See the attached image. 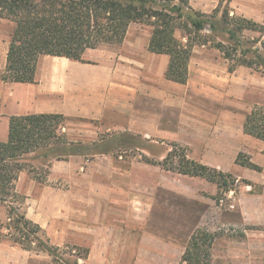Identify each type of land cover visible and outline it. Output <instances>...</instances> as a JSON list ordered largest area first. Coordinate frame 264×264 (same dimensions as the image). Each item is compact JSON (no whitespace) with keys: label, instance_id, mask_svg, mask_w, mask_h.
Here are the masks:
<instances>
[{"label":"crops","instance_id":"obj_1","mask_svg":"<svg viewBox=\"0 0 264 264\" xmlns=\"http://www.w3.org/2000/svg\"><path fill=\"white\" fill-rule=\"evenodd\" d=\"M190 3L204 13L226 3L230 15L264 25V0ZM151 33L150 26L133 23L122 43L88 48L84 61L41 55L35 82L3 80L2 142L9 139L12 116L62 114L97 122L75 142L117 132L156 150L69 155L46 165L43 181L25 168L15 180L24 198L20 205L53 244L88 249L84 264H183L200 228L231 230L227 239H215L212 264L218 253L225 254L223 264H264V140L244 130L247 116L264 106V72L232 65L218 48L196 45L187 82L174 81L167 77L170 55L149 50ZM8 49L0 43V71L6 70ZM173 145L249 181L253 191L242 187L236 208L220 213L215 183L141 160L144 154L163 161ZM240 153L261 169L237 163ZM8 219L0 202V223ZM51 258L0 237V264H54Z\"/></svg>","mask_w":264,"mask_h":264},{"label":"trees","instance_id":"obj_2","mask_svg":"<svg viewBox=\"0 0 264 264\" xmlns=\"http://www.w3.org/2000/svg\"><path fill=\"white\" fill-rule=\"evenodd\" d=\"M220 6V5H219ZM218 6V7H219ZM218 7L212 14L194 9L190 0H0V17L14 20L15 27L11 34L7 54V66L4 81L35 82L38 59L41 55L64 56L69 59L84 61L83 54L88 48L101 44H120L124 41L128 29L133 23H141L152 28L149 50L166 53L171 57L167 77L180 83L188 80V64L193 47L207 45L225 51L223 41H216V36H227L231 43L241 42L240 34L246 30H258L264 33V25L253 20L232 16L228 8L222 11ZM208 26V27H207ZM208 28L209 35L202 32ZM183 32V39L177 32ZM185 39V40H184ZM264 47V42L262 43ZM258 66L264 68V54L256 48ZM224 56L230 59V54ZM238 64L255 69V62L244 59ZM233 69V66H232ZM264 107H256L244 124L247 134L264 140ZM68 119L62 114H28L12 116L10 119L9 139L0 141V202L7 205L13 198L19 207L7 205L10 240L27 250L47 252L54 264H58V253L63 249L51 243L42 227L29 219L21 210L23 197L15 191V180L19 172L28 167L24 161L27 156L33 160L44 159L43 164L50 165L53 160L63 159L73 154L111 152L113 144L94 142L87 145L71 141L61 132V121ZM133 137L130 134H127ZM177 161L178 166L166 167L165 163L173 155L169 151L163 162L167 169L212 180L218 173L222 177L228 174L188 158L185 149ZM243 153L237 163L260 170L261 167L251 162ZM31 168L34 169L32 166ZM47 167L44 174L46 173ZM35 177L43 181L45 175ZM226 183V182H225ZM13 202V201H12ZM2 226V225H1ZM0 226V229H1ZM14 230V231H11ZM214 236L205 229H197L186 248L184 261L187 264H211V247ZM70 250V246H66ZM74 251V249H72ZM79 257H87V251ZM79 264V259L74 261Z\"/></svg>","mask_w":264,"mask_h":264},{"label":"rangeland","instance_id":"obj_3","mask_svg":"<svg viewBox=\"0 0 264 264\" xmlns=\"http://www.w3.org/2000/svg\"><path fill=\"white\" fill-rule=\"evenodd\" d=\"M226 8H227V4L221 3L220 6L218 7L220 12L217 13L216 17L221 18V13ZM0 10H1V8H0ZM213 10L211 12H209V14H212ZM14 27H15L14 20L9 19V18L0 17V43H3V42H7L8 44L10 43L11 34L14 30ZM133 27H138V26H133ZM259 30L260 29L244 31L243 34H240L241 42H238V43L233 44L228 40L227 36H223L222 34H219V36H216L217 37L216 40L210 41L208 44L212 45V44L216 43V41H223L225 44V51H223V53L226 54L225 52H227L230 54L229 60L231 61L232 65L238 64L239 62H241L244 59H248V60H252L255 62V64H254L255 70L264 72V68L258 66L259 65L258 60L256 59L257 53L252 52L256 48H259L260 53L264 54V47L262 45V43L264 42V33L260 32ZM210 33L211 32L208 28H206L202 32L203 35H209ZM183 34H184L183 32L178 31L177 37L179 39H183ZM101 45L116 46L118 44H101ZM2 52H4V51L1 50L0 55L2 54ZM4 73H5V71H0V85L4 84V81H3ZM261 107H264V106H261ZM260 111H262V115L264 116V109H262ZM61 123H62V125L59 128V130L65 134L67 133L69 138L71 140H74V141L80 140V134H82V133L86 134L87 133V132H84V130H89L92 132L95 129V126L97 125V122L85 121V120L78 119V118L64 119L61 121ZM91 132H90V135H92ZM100 141L103 142V145L104 144H113L114 148H112L111 152L115 155H117L119 152H122V151H127V153L131 155V154L136 153L138 151L137 147H141V146L148 147V148L156 151L154 148L151 147L150 144H148L144 140L139 139V138L134 137V136L131 137V136L127 135L126 133H117V132L100 133L97 141H95V142H100ZM93 143L94 142H88V141L85 142V144H87V145H91ZM182 149H184V148L181 146H177V145H173L170 148L169 151H172L173 155L165 163L166 167L174 166V168H175L178 166L177 161H179V159L182 157L181 156L183 154ZM32 156L33 155L27 156L26 160L24 161V163H26L28 165L27 169L30 172H32V176H36L39 174H41L40 176L45 175L44 172H45L47 164H43L44 159L33 160ZM147 157H149L150 159H152L154 161H157L153 157H150V156H147ZM246 157H243V159H245ZM141 160H143V156L141 157ZM163 161H159V162H163ZM32 166L34 167V169L31 168ZM166 167H164V168H166ZM169 170H172V169H169ZM173 170L178 171L177 169H173ZM216 170H217V172L219 171V172L228 174L227 177H222V176L218 175V173L216 175H214V177H212V180L208 179L207 177H203V176H201V177L206 178L207 180L216 184V187H217L216 203H217V205L220 206V204H219L220 198L227 195V193H229L230 190H235L234 197L236 198L235 202L237 205L238 198L242 194V190H243L242 187L245 188V185H247L248 184L247 182H249V181H247L245 179H241L240 177H238L237 175H235L233 173L223 172V171H220L218 169H216ZM245 190H247V189L245 188ZM250 191L251 192L253 191V187ZM9 200L13 201V203H10V202L6 203L7 205H11V207H19V204L16 201H14L13 198H10ZM220 207H221L220 213L227 212L228 208L226 206H220ZM7 208L9 209L8 206H7ZM21 210L23 211L22 207H21ZM8 223H10L9 219L6 222L0 223V226L2 225L1 229H0V237L14 243L13 241L10 240L9 236H5V235L9 234L10 229H11V228L8 229L6 227L8 225ZM201 229H203V228H201ZM205 230L208 231L209 233L213 234V236H214L213 243H214L215 239H219V240L222 238L227 239L229 237V235L231 234V232H230L231 230L225 229V228L217 229L216 232L209 231L208 229H205ZM11 231H14V230H11ZM66 246H70L72 249H74V251H72V249L70 250ZM60 247L63 249V251L58 253V257L56 258V259H58V264H74V261L77 259H79V264H84V262H81V259L83 260L84 257H79V254L80 253L82 254L86 251L88 254V249L77 247V246H72L69 244L63 245ZM212 249H213V244L211 247V251H212L211 252V255H212L211 256V264L213 261V254H214V251ZM33 251H37V250H33ZM37 252H40V251H37ZM42 252H44V251H42ZM217 255H218L217 256L218 259L216 258V264H223L222 260H224L225 254L222 253L220 255L218 253ZM51 259L53 261V258H51ZM183 261H184V259H183ZM183 264H187V263L184 261Z\"/></svg>","mask_w":264,"mask_h":264},{"label":"built area","instance_id":"obj_4","mask_svg":"<svg viewBox=\"0 0 264 264\" xmlns=\"http://www.w3.org/2000/svg\"><path fill=\"white\" fill-rule=\"evenodd\" d=\"M247 190H251V185H246ZM235 190H230L227 195L221 197L219 200L220 206H226L228 209H235L236 207V198L234 197Z\"/></svg>","mask_w":264,"mask_h":264}]
</instances>
